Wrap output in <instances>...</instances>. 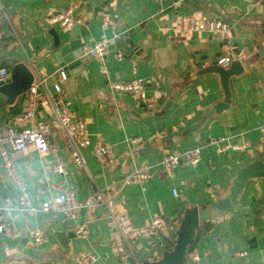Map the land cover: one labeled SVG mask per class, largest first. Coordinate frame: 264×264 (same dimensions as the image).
Returning <instances> with one entry per match:
<instances>
[{
    "label": "crops",
    "instance_id": "obj_1",
    "mask_svg": "<svg viewBox=\"0 0 264 264\" xmlns=\"http://www.w3.org/2000/svg\"><path fill=\"white\" fill-rule=\"evenodd\" d=\"M71 6L74 16H84L78 23L84 50L97 41L109 42L102 63L91 57L79 72L61 80L52 31L68 38L73 25L60 29L48 17ZM190 17L221 20L228 30L183 35L177 29L180 19ZM261 26L264 0H0V70L10 74L14 63L22 61L36 80L44 79L37 88L32 119L18 120L26 91L13 102L0 97V128L21 130L34 120L47 119L50 107L43 102L56 103L54 84L58 83L90 139L80 149L82 167L72 161L59 129H53L57 136L51 135V150L45 153L10 151L20 183L5 174L0 157V264H78V257L88 254L94 256L93 264H128L127 256L157 261L164 251H171L187 208L214 204L227 194L240 167L255 159L264 161L260 146L264 133L259 128L264 125ZM222 57L240 60L245 70L231 78L228 107L207 115L222 99V91L216 74L198 71ZM133 80L143 81L151 107L133 93L109 87L111 81ZM97 137L110 146L112 164H102L93 154ZM219 137L248 146L219 152L210 143ZM133 138L140 139L142 153L132 151ZM196 146L201 147L196 164L180 163L171 174L160 165L165 155ZM58 160L64 163L62 173L53 170ZM142 165L149 166L147 179L126 185L115 204L135 227L161 217V230L122 237L102 204L90 211L80 209L76 221L20 209L22 189L33 205L65 190L86 200ZM239 202V209L222 218L200 222L183 264L264 262V179L248 180ZM81 222L89 231L84 238L72 232ZM32 229L41 233L38 244L33 242Z\"/></svg>",
    "mask_w": 264,
    "mask_h": 264
},
{
    "label": "built area",
    "instance_id": "obj_2",
    "mask_svg": "<svg viewBox=\"0 0 264 264\" xmlns=\"http://www.w3.org/2000/svg\"><path fill=\"white\" fill-rule=\"evenodd\" d=\"M160 1V0H159ZM84 21V16H74L73 6L53 13L48 17L50 24H56L60 29L70 28L74 23ZM183 35H188L192 31H206L209 33H225L228 30V25L217 19H200L195 17L181 18L177 28ZM108 40L97 41L91 47L86 48L84 53L98 59L102 63V58L107 52ZM121 58V54H117ZM229 57H222L218 60V64L226 66L230 62ZM104 71V68H102ZM5 69L0 70V78L8 75ZM58 75L61 80L66 78V73L62 67L58 70ZM44 79H33L30 87L27 89V99L25 109L18 117V120L32 119L37 107L36 93L37 88L42 85ZM111 90L118 92H130L137 95L140 99L147 103V106H152V101L145 95L144 83L141 80H133L127 82L111 81L109 84ZM54 89L58 93L56 103L44 101L43 104L49 106L47 119L34 120L28 127L21 130H15L11 127L0 130V157L5 174L20 183L16 174L14 161L10 151L26 153L30 150H36L39 153H45L51 150L50 137L53 129L61 130L71 150V158L77 167L84 165L80 149L90 144L89 133L83 120L70 109L69 101L63 97L61 87L58 83L54 84ZM260 131L264 133V125L260 126ZM139 138H133L129 141L133 152L139 151ZM211 144L216 146L217 151L222 152L227 149L240 150L247 144L230 143L225 137H219L211 140ZM260 146L264 150V135L261 138ZM92 152L98 160L104 164H112L113 157L110 146L105 143L100 137H97L92 145ZM201 158V147L196 146L185 150L179 154L169 153L165 155L160 165L167 174H171L173 168L185 163L189 165L196 164ZM64 163L60 160L53 165V170L57 173L63 172ZM149 175V166L142 165L135 168L131 173L124 176L121 180L111 181L107 188L102 191L94 192L90 198L86 200H78L71 190H65L53 195L50 199L42 202L40 205L31 204L22 189L19 196L20 209L26 213H36L38 211L50 212L53 214L63 215L66 219L76 221L80 209L92 210L98 205H104L108 211V218L113 227L119 232L122 237H131L140 234L150 233L151 231L161 230L164 228V220L161 217H154L150 224L145 227H135L129 221L128 215L122 209H118L115 204V198L122 189L131 183L144 182ZM2 230L0 226V231ZM73 234L78 238L87 237L89 234L87 225L84 222L76 223L72 229ZM33 242L38 244L42 241L41 233L38 229L30 231ZM194 255V259H197ZM94 256L84 255L77 259L78 264H93ZM264 264V262L260 263Z\"/></svg>",
    "mask_w": 264,
    "mask_h": 264
},
{
    "label": "water",
    "instance_id": "obj_3",
    "mask_svg": "<svg viewBox=\"0 0 264 264\" xmlns=\"http://www.w3.org/2000/svg\"><path fill=\"white\" fill-rule=\"evenodd\" d=\"M79 27L78 23H74L68 38H62L55 31H52L54 37L52 47L55 49V57L66 75L79 72L86 66L88 59L91 58V56L84 53L82 41L78 37ZM261 28L264 30V26H261ZM260 54L264 55V49L260 51ZM244 70L241 61L234 59L230 61L227 67L215 63L207 65L198 71L200 74H216L222 91V99L208 109L207 115L213 111L219 112L228 107L231 103L232 95L231 78L242 74ZM33 79L34 75L27 65L22 61H17L11 69V73L0 78V97L7 102H13L17 96L27 91ZM1 119L2 117H0V127L2 124ZM52 136H57L54 130H52ZM137 153L142 152L139 150ZM257 178L264 179V161L261 159H255L240 167L235 173L227 194L217 199L214 204L202 208L194 205L185 210L171 251H164L161 258L157 261H138L132 256H127L128 264H183L187 248L192 242L195 230L200 222L220 219L229 211L239 209L241 207L240 197L247 181Z\"/></svg>",
    "mask_w": 264,
    "mask_h": 264
}]
</instances>
